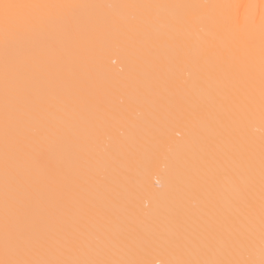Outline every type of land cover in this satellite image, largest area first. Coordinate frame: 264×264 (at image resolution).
Wrapping results in <instances>:
<instances>
[{
  "label": "snow or ice",
  "instance_id": "6c2138e0",
  "mask_svg": "<svg viewBox=\"0 0 264 264\" xmlns=\"http://www.w3.org/2000/svg\"><path fill=\"white\" fill-rule=\"evenodd\" d=\"M0 264H264V0H0Z\"/></svg>",
  "mask_w": 264,
  "mask_h": 264
},
{
  "label": "bare ground",
  "instance_id": "6f19581e",
  "mask_svg": "<svg viewBox=\"0 0 264 264\" xmlns=\"http://www.w3.org/2000/svg\"><path fill=\"white\" fill-rule=\"evenodd\" d=\"M225 2H233L239 4H259L260 0H225ZM157 179L161 180L162 182L165 180V177L162 175H153L150 177L145 178L146 183H154Z\"/></svg>",
  "mask_w": 264,
  "mask_h": 264
}]
</instances>
